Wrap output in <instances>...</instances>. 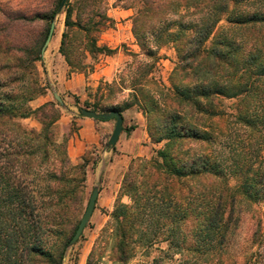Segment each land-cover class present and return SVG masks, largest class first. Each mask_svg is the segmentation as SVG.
<instances>
[{"label":"trees","instance_id":"obj_1","mask_svg":"<svg viewBox=\"0 0 264 264\" xmlns=\"http://www.w3.org/2000/svg\"><path fill=\"white\" fill-rule=\"evenodd\" d=\"M103 1L63 5L58 53L67 76L91 70L87 56L116 52L97 44L112 23ZM118 2L134 11L131 34L142 58L126 71L127 86L105 82L85 108L122 114L136 107L160 147L132 158L122 175L102 229L113 260L126 264L138 248L157 246L151 264H264L259 222L249 248L230 252L242 215L264 203V0ZM59 3L35 15L46 24L39 42L17 54L0 43V264H61L79 223L87 169L98 160L86 151L72 164L74 132L57 134L58 105L29 106L43 95L34 63ZM166 45L176 54L168 87L150 76ZM123 90L126 98L116 100ZM28 118L40 128L24 126ZM86 264H99L94 249Z\"/></svg>","mask_w":264,"mask_h":264},{"label":"rangeland","instance_id":"obj_2","mask_svg":"<svg viewBox=\"0 0 264 264\" xmlns=\"http://www.w3.org/2000/svg\"><path fill=\"white\" fill-rule=\"evenodd\" d=\"M55 1L0 0L1 46L6 48L9 54H17L20 48H30L39 42L44 37L46 24L44 21L37 19L35 15L49 14L54 8ZM103 4L106 15L112 20V23L97 35V44L106 46L109 49H116V52L110 56L97 55L94 60L87 56L85 63L91 66L92 69L87 70L83 74L84 84L76 93L68 90L59 93L51 86L53 82H56V78L66 80L71 75L67 76L68 68L58 53L61 34L64 31L63 8L60 12L54 14L51 20V22H54V30L50 42L45 47L43 54L40 51L41 60L34 63L38 83L43 87V95L35 96L29 102V106L35 109L47 102L57 104L60 110V123L56 129L57 134L68 133L72 130L74 133L70 141L75 140V136L78 133V120L82 118L80 109H86L84 102L93 101L98 87L100 88L99 92H103L105 82L110 83L113 80L119 82V79H124V86H127L126 81L129 76L126 71L133 70L137 66L136 61L142 58V53L135 45L131 34V18L134 11L132 9H124L118 0H104ZM131 54H139V56L137 59H133ZM157 54L158 60L150 76L163 86L168 87L169 76L176 62V54L171 45L159 48ZM99 76L102 77L99 78ZM127 92L128 90H123L122 93L116 94V100H124ZM54 94L57 95L61 103L54 98ZM232 102L225 100L224 104L225 106H230ZM139 113L141 111L136 107L123 111V125L125 121L127 128L134 127L135 122L139 118ZM109 121L113 122L114 120L106 122ZM21 123L26 127L40 128V125L32 118L22 120ZM97 124L100 129L98 132L99 136L103 138L100 142L101 144L87 150L89 158L93 160L98 158V160L93 169L90 168V165L87 169L85 193L77 217L78 220H80L85 210L92 189L96 186L98 189L97 198L92 214L81 235L75 243L70 246L66 245L61 264H86V259L93 249L96 255L99 256V264H119L113 260L111 254L112 242L110 239L105 238L102 229L106 225L108 214L113 209L117 199L118 188L125 171L119 170L115 173L110 164L111 156L109 153L103 154L102 152L113 127L105 128L104 122ZM144 146H146L145 151L140 157L146 158L151 157L154 150L160 147V145L152 144L150 141L145 143ZM100 153L102 154V164L100 162ZM77 161L71 163L75 164ZM101 165H103V172L100 176ZM121 202L127 203V199L122 198ZM241 218L230 249V252L237 256L249 248L254 223H260V231L264 236V203L258 206L256 212H246ZM161 246L163 247L164 245L161 244ZM156 247L147 250L138 248L134 257L126 264H151L153 257L159 256V252L155 249Z\"/></svg>","mask_w":264,"mask_h":264},{"label":"crops","instance_id":"obj_3","mask_svg":"<svg viewBox=\"0 0 264 264\" xmlns=\"http://www.w3.org/2000/svg\"><path fill=\"white\" fill-rule=\"evenodd\" d=\"M102 76H99L101 78ZM84 76L82 73H71L68 79L56 78V82L52 83V88L61 93L68 90L72 93H76L81 86H83ZM122 115V114H121ZM139 118L135 122V126L127 128L122 125L123 131L119 134L117 142L110 149H103V154L109 153L111 156V167L115 173L119 170H126L129 161L134 157H140L146 146L145 143H149V138L145 130V120L141 113L138 114ZM123 118V116H122ZM124 120V118H123ZM60 119L57 122L59 125ZM104 127H113L114 121L104 122ZM79 129L75 140L69 139L67 143V156L70 162L78 160L88 149L94 148L101 144L102 136H99L100 129L98 124L92 119L81 118L78 120ZM128 129V131H127ZM70 142V143H69ZM69 144V145H68ZM100 162L102 164V154L100 153ZM100 172H103V165H101Z\"/></svg>","mask_w":264,"mask_h":264},{"label":"water","instance_id":"obj_4","mask_svg":"<svg viewBox=\"0 0 264 264\" xmlns=\"http://www.w3.org/2000/svg\"><path fill=\"white\" fill-rule=\"evenodd\" d=\"M65 1L66 0H60L59 6L57 8V12H60V10L63 8ZM53 30H54V22H51L49 29H48L46 39H45L44 44H43V47L41 48V54H43L45 47L50 42ZM54 98L59 103H61L60 99L57 97L56 94H54ZM80 116L83 118H88V119H92V120H103V121L114 120L112 132H111L109 139H108L107 143L105 144L104 148L105 149L112 148L115 145V143L117 142V139L119 137V134L121 133L122 125H123V118L119 112H117L115 110H110L107 113H95L94 111H91L88 109H80ZM101 174H102V172H100V176H101ZM99 181H100V178H99ZM97 194H98V189L96 186L92 189V191L90 193V196L88 198V202L86 204L85 210H84V212H83V214L79 220V223L75 229L74 234L72 235L71 239L68 242V246L75 243L76 240L81 235V232H82L83 228L85 227L86 223L88 222V220L92 214V211L94 209Z\"/></svg>","mask_w":264,"mask_h":264}]
</instances>
